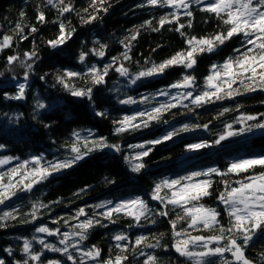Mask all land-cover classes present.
Returning <instances> with one entry per match:
<instances>
[{"label": "trees", "instance_id": "obj_1", "mask_svg": "<svg viewBox=\"0 0 264 264\" xmlns=\"http://www.w3.org/2000/svg\"><path fill=\"white\" fill-rule=\"evenodd\" d=\"M64 3L72 5L74 10L61 15L58 8L49 5L47 0H0V40L5 35L13 37L12 46L0 51V74H2L0 75V144L5 145L0 149V159L18 158L8 164L0 165V173L9 172L23 161H30L37 155L43 157L42 163L70 158L73 154L69 146L76 142L74 132L80 134L82 151L86 150L83 148L84 139H87L91 146V141L99 137H106L109 144L119 145L121 151L116 152L111 148L91 151L73 167L54 173L35 185L30 192L18 190L15 196L0 205V216L6 211H11L15 216V219L0 221V224L5 225L0 227V259H3L5 264H16V261L22 262L26 259L22 251L26 239L32 242L33 250H41L39 243L33 240L34 236L44 238L47 243L61 246L58 243L59 237L36 233L35 229L39 226L59 228L61 233L72 232L73 226L80 221L95 217L101 219L107 227L97 225L91 229L87 233V240L80 247L87 250L95 245L101 250L102 259L121 254L120 249L116 248V244L120 243L126 244L128 248L126 253L128 260L125 264H144L147 254L158 257V264H194L193 261L180 256L173 247L176 239L185 238L174 237L170 224L181 209L173 210L169 205L168 217L155 215V211L162 209L163 206L158 201L151 200V193L155 184L164 179H177L191 172L211 167L224 171L233 161L264 155V129L245 131L228 137L220 144H213L221 134L228 131L227 125L231 124L233 131L245 127L238 122V118L242 115L259 116L264 113V90L244 92L241 88L244 92L242 95L202 106H197L191 99H183L179 95L192 91L194 98L203 91H211L205 86V78L211 74L212 65H222L228 57H237L246 51L244 37H233L216 51L198 55L197 64L193 69L176 66L167 69L162 75L141 78L132 84L130 82L132 76L140 70L151 67L152 63L158 64L187 48L185 37L175 31L177 24H166L159 31L152 30L159 28V19L171 13L173 9L148 5L147 0H104L102 5L97 0L95 7L91 6L93 0H64ZM201 7L203 5H192L191 18L183 15L181 10L180 23L187 25L189 19L192 20V27H185L182 30L188 37H208L224 28L214 14L201 11ZM105 8L107 11L103 10ZM41 11L45 15L44 22L37 18ZM21 13L24 15L22 16ZM89 15H96L97 19L91 23L82 22V17L87 18ZM149 20L152 22L151 27H141ZM60 22L66 25V32L72 29L74 32L66 43L52 48L48 41L56 39L59 35ZM17 24L23 28V32L19 34H17ZM33 27L37 31L32 32ZM137 31L139 35L137 39L131 41V49L128 52L131 59L125 60L122 54L128 49L121 41L128 43L126 38H130ZM24 36H27V39H23ZM101 44L107 45L103 57L91 51L99 50ZM237 49H240V52H237ZM33 50L36 56L28 61L33 68L27 80L26 99L5 98V94L15 95L18 83L25 82L23 76L26 70L19 62L9 65L7 58L18 55L23 60L24 53ZM82 52L87 53L84 62L79 60ZM114 57L119 59L114 61ZM121 64L129 70L128 77L121 76L115 70ZM106 65L113 67L109 68L105 82L93 85L87 70L92 66L102 70ZM66 70L82 74L72 78L70 84L76 89L91 87V101L87 97L72 96L69 90L57 82L56 77L63 75ZM184 74H192L196 77V87L170 88V85L180 81ZM161 91H168L169 95H159ZM172 96H177V99L173 100ZM128 97L136 99L137 103H119L121 99ZM144 97H148L147 101L140 102ZM37 99L45 103L47 108L36 109ZM162 103L177 104V107L164 112L159 121H152L147 128L141 126L139 130L115 134L118 125L113 121L120 120L125 115L150 110ZM225 108L229 111L221 115ZM101 111H106V116L96 115ZM262 121L264 116L248 123ZM136 123H140V120ZM184 125H189L190 130L179 132L171 140L157 145L146 143L162 138L168 132L178 131ZM197 125L199 127H196ZM204 125H207V128ZM203 141L213 146L195 151L188 150V145ZM138 144H144L145 149L152 150L148 156L143 157L142 162L145 167L140 172H134L132 164L140 161L132 158L145 150L130 147ZM32 166L30 163L29 168ZM260 172H264V168L257 166L239 175L228 174L226 177L213 175L211 178L213 185L210 189L212 195L205 197L201 203L217 208L221 212V223L227 226L229 218L225 213L224 205L217 199L225 188L222 181L226 179L234 187L237 186L235 181ZM19 179L21 177L16 178ZM17 188H22V185H18ZM135 197L146 200L149 207L154 210L148 219L141 220L140 225H136L131 217L123 213L113 216L116 223H109L99 215L107 209L95 207L106 201L115 204ZM36 202H42L48 207L40 208L36 213L38 219L33 221L32 210ZM81 208L88 213V216H81L78 220L73 219ZM152 219L156 220L155 224L151 223ZM181 228H187V223H178L177 230ZM188 232L192 236L218 234L200 229H188ZM120 233L126 234L129 239L115 241L113 237ZM141 235L148 237L145 243L154 244L158 238L160 246L157 248H148L144 244L137 246L135 240ZM7 249H12L11 255ZM133 249H135L134 253ZM141 252L146 255H141ZM261 252H264V233H258L253 238L245 249V255L253 260L254 264H264L260 259ZM75 255L78 257L79 253ZM226 257L232 259L230 254H226ZM213 259L219 260V258ZM42 260H60L62 264H72L66 256L47 250L44 251ZM29 264L36 262L30 261ZM87 264H97V262L88 260Z\"/></svg>", "mask_w": 264, "mask_h": 264}, {"label": "snow or ice", "instance_id": "obj_2", "mask_svg": "<svg viewBox=\"0 0 264 264\" xmlns=\"http://www.w3.org/2000/svg\"><path fill=\"white\" fill-rule=\"evenodd\" d=\"M102 5L104 0H98ZM49 5L57 7L60 14L71 12L74 10L70 4H65L64 0H47ZM97 0H93L92 7H95ZM147 4L151 6L168 7L173 9L168 15L162 16L159 21V28H152L153 31H159L166 24L175 23L178 26L175 31L179 32L181 36L185 37V43L187 48L182 49L172 55L170 58L165 59L160 63H152L151 67L140 70L134 74L131 78V83L135 84L137 80L141 78L153 77L156 75H162L164 72L172 67H183L185 69H193L197 64L196 57L204 53H212L216 51L220 46L224 45L226 41L231 40L233 37L243 36L244 45L246 51H243L237 57H228L222 65H212V72L205 78V86L211 91H203L197 94L193 98L192 91H186L181 93L183 99H191L192 103L197 106H202L207 103H212L217 100L230 99L237 95H242L244 92H255L257 90H264V0H147ZM203 5L200 8L201 11L212 13L224 26L222 30H218L208 37H188L187 34L182 31L185 27H192V20L189 19L187 25L180 23L181 10L183 15L187 17H193L191 11L192 5ZM143 6V5H139ZM107 11V9H103ZM87 11V9H85ZM99 11V9H97ZM23 16L24 14L21 13ZM38 20L45 21V15L41 11L38 15ZM96 15H89L87 18L82 17V22L91 23L96 20ZM152 22L146 21L141 27H151ZM17 34L23 32L21 25L17 24ZM32 32L37 31L35 27L31 28ZM72 32H66V25L63 22L59 24V35L56 39L48 41V44L52 48H57L71 39ZM139 31L135 32L128 39V43H124L125 51L123 59H131L128 52L131 49V41L137 39ZM23 39H27L24 36ZM12 36L5 35L0 40V51L12 46ZM99 43V41H97ZM250 46V47H249ZM107 45H100L99 50L92 49V53L103 57L105 55V49ZM240 52V49L236 50ZM36 56V52L24 53V59L18 55H12L7 58L8 64L12 65L19 62L20 66L25 70L23 79L25 82L18 83L17 92L15 95L5 94V98L13 100L26 99V89L28 88L27 80L29 72L32 71L33 65L28 63ZM87 53H81L79 56L80 62H84ZM119 57H114L113 60H117ZM147 63V61H146ZM113 65H106L102 70L96 66H92L87 70V75L91 78L93 85H99L105 82V76L108 74L109 68ZM115 70L124 77H128L129 70L121 64L116 67ZM2 75V74H0ZM82 74L75 71L66 70L63 75L56 77L57 82L62 84L65 89L69 90L70 94L74 97H87L92 100V88L76 89L71 86L70 81L72 78L79 77ZM43 79V77H41ZM196 77L192 74H184L180 81H177L170 85V88L175 89H194L196 87ZM240 85V87H233L234 85ZM243 88L244 92L241 91ZM159 95L168 96V91H161ZM148 97L140 102L147 101ZM173 100L177 99V96H172ZM121 104H136L137 100L128 97L119 101ZM36 109H45L47 105L36 100ZM173 107H177V104L162 103L159 106L153 107L150 110L139 111L133 115H125L120 120L113 121L118 125L115 128V134H120L129 130H139L141 126L144 128L149 127L152 121H159L164 112L170 111ZM229 111L225 108L220 114ZM106 111L97 112L98 116H106ZM260 116H264V113L259 116L242 115L238 118V122L244 124L245 127L239 129V131H233L232 125H227L228 131L221 134L213 144H220L221 141L227 139L230 136L242 134L245 131L251 132L253 129H264V121L249 124V121H257ZM140 120V123H136ZM47 126V125H46ZM196 127H199L197 125ZM207 128V125H204ZM190 126L184 125L181 129L174 130L165 134L162 138L147 141V144L157 145L164 141L171 140L173 136L178 135L179 132L189 131ZM73 136L76 138V142L71 144L70 151L73 154L70 158L64 160L47 161L42 163V156H33L31 160H25L17 167L10 169L9 172L0 173V205L4 204L7 200L16 195L18 190L20 191H32L35 185L48 179L54 173L61 172L65 169H69L83 160L86 155L91 151L102 150L104 148L114 149L116 152H120L121 148L116 144H109L106 137H99L91 141L87 139L83 140V148L81 147V137L78 132H74ZM207 141L200 143L190 144L187 146L189 151H195L199 149L212 147ZM5 145L0 144V149H3ZM132 148L145 149L144 144L131 145ZM152 149L148 148L137 153L132 159L140 161L139 163L132 164V171L140 172L145 164L142 162L143 157L149 155ZM14 157H4L0 159V165L10 163ZM126 159H128L126 157ZM33 166L29 168V164ZM264 168V155L243 158L230 163L226 170L221 171L219 168L211 167L206 170L194 171L185 176L177 179H164L155 184V187L151 193V200L158 201L163 208L155 211V215L168 217L169 205L172 209L179 208L181 212L176 214L175 219L170 221L172 232L174 237H185L183 239H176L173 247L175 251L182 257L193 261L194 264H254V261L249 259L245 255V249L248 244L258 233H264V172L258 174L245 176L242 180L235 181L237 186H231L228 180H223L225 184L224 191L221 192L217 199L224 205V210L228 216V225L225 226L220 221L221 212L215 207L206 206L201 203L205 197L212 195L210 189L213 185L211 179L213 175L220 177H226L228 174L247 173L255 167ZM17 177L21 179L16 180ZM204 177V179H199ZM7 178V182L5 179ZM15 181V183H13ZM27 181V183H26ZM18 185H22V188H17ZM167 189V192L164 190ZM162 193H164L162 195ZM108 205H112L108 207ZM48 205L42 202H36L33 204L32 220L38 219L36 215L40 208H46ZM96 208H106L105 212L99 213L103 219L108 220L109 223H116L113 216L123 213L131 217L136 225H140L142 219H148L153 213V209L149 207L146 200L141 197H135L132 199L121 200L115 204L112 201H106L95 205ZM81 216L87 217L88 213L83 209H79L77 215L73 219H79ZM8 219H15V216L11 211H6L0 216V221H6ZM180 222H186L187 228H181L177 230V225ZM59 223V221H54ZM67 223V222H66ZM151 223L155 224L156 220L152 219ZM107 227L101 219L87 218L80 221L79 224L73 226L72 232H60L59 228L50 229L47 226H39L35 229L36 233L47 234V236L59 237L58 243L61 245L58 247L56 244L47 243L44 238L33 237L41 246V250H33L32 242L24 240L22 251L26 255V259L16 261V264H29L30 261L36 262V264H62L60 260H42L44 251H51L60 253L66 256L68 261L72 264H87L88 260L96 261L97 264H125L128 260L127 245L120 243L116 244V248L120 249L121 254H117L114 257L109 256L107 259L101 258V250L93 245L91 248L85 250L80 245L87 240V233L96 227ZM4 224H0V227H4ZM188 229H200L208 230L214 233L210 236L196 235L192 236ZM78 237L79 239H74ZM113 239L117 242L128 240L126 234H116ZM148 237L141 235L135 240V244L140 246L144 244L148 248H157L160 246L159 239H156V243H145ZM215 245V246H213ZM71 249V250H70ZM11 255L12 249H7ZM135 249H133V253ZM75 253H79L77 257ZM226 254H230L232 259L229 260ZM141 255H146L141 252ZM213 258H219L214 260ZM261 261H264V252L260 253ZM0 264H5L3 259H0ZM144 264H158V257L155 255L147 254V258Z\"/></svg>", "mask_w": 264, "mask_h": 264}]
</instances>
